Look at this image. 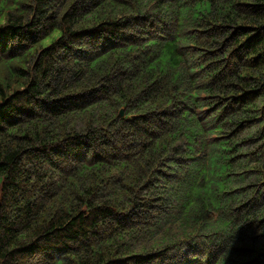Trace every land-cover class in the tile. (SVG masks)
I'll use <instances>...</instances> for the list:
<instances>
[{
  "label": "trees",
  "instance_id": "16d2710c",
  "mask_svg": "<svg viewBox=\"0 0 264 264\" xmlns=\"http://www.w3.org/2000/svg\"><path fill=\"white\" fill-rule=\"evenodd\" d=\"M0 264H264V0H0Z\"/></svg>",
  "mask_w": 264,
  "mask_h": 264
}]
</instances>
